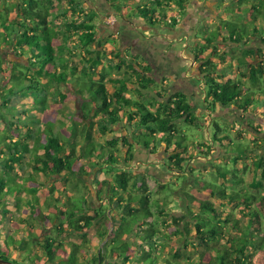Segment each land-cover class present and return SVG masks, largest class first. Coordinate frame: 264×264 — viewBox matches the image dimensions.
I'll return each mask as SVG.
<instances>
[{"label": "trees", "instance_id": "trees-1", "mask_svg": "<svg viewBox=\"0 0 264 264\" xmlns=\"http://www.w3.org/2000/svg\"><path fill=\"white\" fill-rule=\"evenodd\" d=\"M188 1L121 0L120 2L124 4V7L128 6L127 10L130 14L128 13L126 17L141 19L149 26V29L157 31L161 28L175 29L178 17H182L187 9ZM108 2L112 9H115L119 14L122 12L124 7L120 8L118 0H108ZM238 2L241 4L244 0H238ZM56 3L57 0H17L14 6L6 8V12H11L14 9L15 17L12 19H8L7 16L0 17V47L2 44L14 45L13 47L18 51L28 53L29 65L24 67V72L28 70L27 68L32 72V76L28 78L18 69L19 64L10 63L8 80H0V151L4 152L6 149L13 153V161H11L13 163L5 164L0 171V204L5 209L12 205L14 208L11 212L14 217L23 215L19 209L22 205L21 201L19 199L13 201L5 196L8 195L6 193L9 190L5 179L18 178L20 182L22 179L26 180L29 184L28 189L31 191L25 193V189L20 186L17 194L24 196V205L27 207L28 216L26 214L24 217L20 216L19 223L22 222L25 227H28V230H31L32 226L28 219L32 218L35 222L42 223V226L44 222L49 223L56 234L69 230L78 236L84 244L87 242L88 244L89 242L98 243L96 254L91 258L83 256V263H79L78 253L81 245L69 243L70 256L56 258L57 251H61L62 254L66 253L64 244L47 236L38 244L46 257V263L62 264L63 260H68L69 264H112L107 260L110 258L119 264H130V261H135V264H143V258H148L152 260L150 264H193L189 259L182 261L184 256L182 257L177 250H170L173 261L169 258L160 257L159 259L157 257L158 251L165 249V238L172 239L173 237L160 230L159 221L164 224L167 218L168 222L178 227L186 216L170 217L169 214H163V208L159 201L151 198L145 178L138 174L134 175L123 170L117 172L112 178L116 188L112 189L110 182L99 186L102 189L100 192L102 200L109 192L110 196L105 201L107 206L101 204L100 208L95 211L89 210L86 206L88 192L78 198L66 197L65 202H62L63 206L66 205L64 209L60 208L59 203L63 191L53 186L48 190L49 196L47 197L40 192L43 187H47L49 180L78 181L83 184L81 176L93 177L92 181L98 184V176L102 171L110 174L117 171L115 170L116 165L126 164L128 166L131 163L132 150L136 143L141 144L151 154L156 151L157 143H164L168 170L182 175L185 172L184 163L189 161L187 160L189 156L190 159L193 156L187 152L186 137L184 134H179L176 124L179 121L187 125H195L200 122L193 106L182 93H174L165 97L156 92L160 100L152 98L148 102L126 97L124 93L130 91L129 86L135 87L132 93L139 95L141 90L149 88L146 84H152L153 80L146 75L150 72V67L138 65L141 75L137 67H132L125 62L119 53L114 57L117 61L116 68L120 70L124 65H128L126 67L133 72L130 75H134L132 79L129 77L130 75H120L118 78L115 76V78L104 79L105 81L101 80L100 82L85 78L82 83L84 88L80 89L78 84L81 81L73 80L67 76L66 72L57 73L54 61L55 41L58 35H62L63 39L68 40L70 36L74 38L75 35L81 34L91 46L96 45L98 37L92 32L91 24L96 17V13L92 11L87 21L63 22L65 35L56 30L53 20ZM250 12L253 13L250 14ZM225 13L233 19L230 21L224 17L218 21L215 30H202L203 43L195 49H190L192 58L200 63L198 72L199 75H203L206 87L204 103L211 108V110H207L209 113L214 114L216 108L233 107L242 119L248 115L264 118V53L259 55V64H255L257 54L262 50L256 52L254 49L250 51L245 49L244 54H251V57L247 56L245 62V58L234 57L233 51L217 52L218 50L215 48L216 46H226L230 49L236 47L241 50L256 38L264 41V0H258V6L240 5L234 9H226ZM247 13L250 15L249 18ZM236 14L243 16L241 22L244 25L240 21L238 24L234 23ZM239 23L242 25L243 34L229 31L228 27H235ZM250 24H255V26L249 30L248 34L247 30ZM196 45H198L197 42ZM209 46L214 48L210 53L207 51ZM249 59L252 60L251 63ZM98 61L95 60L94 66L98 64ZM3 65L0 56V78L3 76ZM47 67H51L52 70H48ZM44 75H46V80L42 83L39 79ZM135 75L144 76V80L136 78ZM53 82L57 83V86H53L55 93L49 97L46 87L53 85ZM68 84L74 91V96L82 101L79 121L69 114L64 116L60 113L58 116L65 117L64 120L39 124L38 120L28 121L26 119L29 114L25 108L26 105L24 107L23 104L17 106L10 104L14 98L19 97L23 101L31 100L35 106L32 109L36 111L46 110L51 104L62 103L66 97L63 94L64 90L59 91V86H68ZM60 92L62 95H59ZM211 117L212 115H209V118ZM121 118L125 119L126 127L123 128L126 130V135L117 139L109 137L105 143L99 144L91 138L90 133L93 126L98 127V132L101 135L112 134ZM36 124L39 125L38 129L31 132L29 128ZM210 125L212 126V141L218 143L226 153H238L236 157L232 158L234 163L237 160L246 163L243 156L247 154L249 146H244L240 151L241 148H236V143L231 142L229 134L224 131L225 129H222L218 122L212 120ZM14 130L20 134L17 133L16 140L12 141L10 135L7 134L13 133ZM23 134L24 136H22ZM137 138L142 139L141 143ZM30 141L32 145L29 148L28 142ZM196 146L197 149L206 147L204 144ZM125 148L127 149L125 150ZM121 149L125 150L122 154ZM209 150L206 148L205 151L199 153L208 156L209 153L206 151ZM26 152L29 153V158L25 163L22 157ZM13 165L18 167V177L15 175ZM250 165L254 174L261 178L258 180L253 178L250 185L253 189H262L264 158L257 154ZM214 167L217 176L220 177V182L212 180L211 182L198 183L200 190L205 195L216 199L218 204L183 192L188 200L186 209L190 215L191 222L189 223H191L194 232L191 236L190 231L185 228V232L179 231V234L181 233L182 237L184 234H189L188 245L191 248L199 247L215 252L214 256L204 262L205 264H251V259L257 251L264 253L262 244L264 236H262L258 218L260 208L264 210V198L260 195V190L254 195L251 193L242 195L243 193L235 190V187L242 182V178L237 177L236 169L230 170L217 165ZM228 176L232 178L230 182L233 190L231 191H228L226 187L227 181L229 182ZM157 187L158 192L164 193L169 190L167 184L158 183ZM54 191L55 197L53 196ZM257 201L259 202L256 210L251 212L252 203ZM226 204L232 205L234 208L241 207L240 212L244 215L245 221L232 219L229 213L224 215L221 207ZM58 205L60 207H57ZM16 212H18L17 216ZM90 213L93 215H89ZM6 217L7 214L0 216V221ZM108 222L110 225L107 227ZM226 224H229L232 231L238 233L237 236L231 237L227 233ZM252 229L257 233L253 234ZM7 233L3 234V245L7 249L27 250L31 254L32 240L18 241ZM255 236L260 237L259 240ZM10 239L12 243L9 241ZM135 240L136 242H134ZM13 242H19V244L12 245ZM221 242L230 244L231 250L228 248L216 249V245ZM134 243H138L137 246L134 247ZM142 245H147L148 249L144 250ZM130 246L137 248L139 253L132 260ZM147 251H152L153 254L150 255ZM202 254L200 252L199 264L203 263ZM34 257L37 258V256Z\"/></svg>", "mask_w": 264, "mask_h": 264}, {"label": "rangeland", "instance_id": "rangeland-1", "mask_svg": "<svg viewBox=\"0 0 264 264\" xmlns=\"http://www.w3.org/2000/svg\"><path fill=\"white\" fill-rule=\"evenodd\" d=\"M119 1L120 8L124 7V4ZM17 0H0V17L7 16L8 19H12L16 15V11L12 9L11 12H6V8L10 6H14L16 4ZM188 10L185 11L184 14H187L185 17L184 14L182 16L183 23L181 26H176V29H181L183 31H188L187 40L184 42L181 41H175L173 43V47H171L169 53L170 57H175L176 54L182 52L183 54L189 56V66L191 68V72L194 78H197L196 80L203 81V75H199L198 73V66L200 63L195 61L192 56L189 54V49L201 45L203 43L202 39L203 35H201V31H213L215 30L216 25L218 24V21L222 18H226L228 20H232L229 15H227L226 9H234L236 7L241 6H249L252 7L253 5L258 6V0H244L241 4L238 2V0H189L187 3ZM263 6V4H261ZM128 7V6H127ZM127 7L125 6L122 9V12L119 14L115 9H112L110 7V4L108 0H57L55 10L53 13V20L55 29L66 34L63 22H71V21H87L88 17L92 12L96 13V17L93 19V22L91 24L93 28V33L98 37V41L96 45L91 46L87 43L84 36L81 34L70 36L68 40L63 39L62 35L57 36V40L55 41V70L57 73L66 72L68 77L73 78V80H78L80 83L79 88L83 89L84 86L82 85L83 80L85 78L96 80L100 82L104 79H112L115 78L113 75L120 71L116 68L117 61L114 58L117 53L121 54V57L125 62H127L132 67H137L138 72H140V69L138 68V65L148 66L150 69H152V72H149L148 77L153 80L152 84H146L149 86V88L152 89H144L141 90V94L132 93V96H136L140 101L148 102L152 98H156L160 100V97L156 95V92L159 94H163L165 97H168L174 93H184L187 97L190 98V104L193 106L195 114L200 119V122L195 125H187L181 121L177 122L176 126L178 128L179 134H184L186 137L185 143L187 147V152L193 156L189 161H186L184 163L185 172L180 175L177 173H174L172 171H167L165 168L161 167L159 169H149V164L142 165L141 160L136 163L131 161V163L126 166V164H120L116 165L115 170L113 173L106 174L103 171L98 176V184L92 181L91 178L93 177H81L80 179L83 180V184L78 181H72L68 182L67 180L60 181H51L49 180L47 182V187L42 188L40 192L44 194V196L48 195V190L54 186V188L59 189L63 191L62 199L59 202L60 205L57 207L65 208L66 205L62 202H65L66 197L73 198V197H79L85 193L88 192L87 197V207L89 210L95 211L98 208H100L101 204L107 206L106 204V198L110 196V192L107 193L103 197V200L101 199V193L102 189L99 188L102 184L105 185V182L111 183V188H116L114 185L115 183L112 182V178H114L115 174L120 171H128L131 174H138L145 178V184L147 185V188L149 189V194L153 200L159 201L160 206L163 208V214H169L170 217H180V216H186V218L181 222V224L177 227L174 226L171 222H168V219H165V223L162 224L159 221V228L162 232H164L167 235L173 236L172 239H166L164 240V251L159 250L157 257L161 258H169V260L173 261L172 251L177 250L182 257L184 256V259L182 261H186V259L191 260L193 264H199L200 259L199 255L200 252L202 254V264H205V259H210L212 256L215 255V252H204L202 251V248L197 247V249L191 248L188 244L190 242L189 234H184V236H181L180 232H185V228H187L191 236L193 234V229L191 226V219L190 215L187 212L186 209V198L184 196L183 192H188L190 195L199 198V199H207L212 202H216V199H213L209 197V195H205L200 190V184L198 182H211L212 180L220 182V177L216 174V169L214 166H223L224 168L234 170H238L239 176L242 178V182L240 185L235 187V190L238 192L243 193L242 195H246L249 192L254 194H257L258 190L260 192L264 191V182L262 189H253L250 185L253 178L261 179L260 176H256L257 174H254L253 169L250 165V162H252L253 159L257 157V154L259 156H262L264 158V118L248 115L245 118H241L239 114L235 111L233 107H229L228 109H225L222 111L220 108H216L215 111L217 113H209L207 110L211 108L207 107V105L204 103V97L202 98H194L192 95L200 96L205 94L206 87L201 82V86L198 88L197 91L186 92V89H182L177 87L171 80H169L167 77L166 71L164 70L166 65H160L157 68L155 65L157 60H153L150 55H147L145 52L141 53L140 45L137 43L135 46H133L132 40L129 39V36L127 34H131L132 31L139 32L141 30V26L137 24L136 22L132 21L130 24H126L127 26L122 28L121 32V25L125 22H128L126 19L127 14L129 13L127 10ZM126 8V9H125ZM176 10V8H175ZM92 11V12H91ZM124 12V13H123ZM219 13V14H218ZM253 12H250L252 14ZM255 13V12H254ZM7 14V15H6ZM130 14V13H129ZM121 15V16H120ZM227 15V16H226ZM249 13H247V17L249 18ZM243 16H240L236 14L234 18V23L238 24V21L241 22L243 19ZM111 20V22L109 21ZM110 22V23H109ZM236 25L235 27H228L229 31H232L234 33H241L243 34L242 25L240 24ZM125 25V24H124ZM255 24L248 25V34L250 33V29H253ZM139 30V31H138ZM171 29H164L163 33L166 34V32L170 31ZM146 31V32H145ZM174 31V30H173ZM260 31V30H259ZM121 32V33H120ZM156 29H149L142 31L140 33V38H152L154 34L156 33ZM262 33V32H261ZM150 35H153L152 37H149ZM170 35H173L170 33ZM172 39V38H170ZM147 40V39H146ZM64 41V42H63ZM197 42L198 45L195 46V43ZM99 46H98V45ZM172 44V43H171ZM14 46V45H13ZM12 45H5L2 44L0 47V56L3 60V76L0 78L1 81L8 80V68L10 67V63H16L19 64L18 69L23 72L26 77L32 76V72L27 68L26 72H24V67H27L29 65V54L28 53H22L18 51L17 48H14ZM217 52L222 51H233L234 57H239L241 59H244L245 62L247 60V56L249 55L251 57V54H244V50L248 49L249 51L251 49H254L256 52H259V50H262L261 53L257 54V57L255 59V64H259V55L264 53V41H262L259 38H256L255 41L248 43L243 49H237L236 47L234 49H230L229 47H221L216 46L215 47ZM214 48L212 46H209L207 51L210 53ZM187 51V52H186ZM127 56V58H126ZM99 60L98 64L94 66L95 60ZM250 63H251V59ZM126 63V64H127ZM23 65V67H21ZM168 65V64H167ZM175 65H177L175 61ZM124 65L122 67L121 72L126 73L127 76H129L131 73V70H129ZM75 68V70H74ZM48 70H52L51 67H47ZM128 69V70H127ZM54 70V69H53ZM128 72V73H127ZM196 72H198L196 74ZM56 73V74H57ZM112 75V76H111ZM46 75H44L41 79H39L40 82L43 83V81L46 80ZM119 75H116L118 78ZM110 77V78H109ZM131 79L134 77V75L129 76ZM136 78L143 79L144 76L139 77L138 75H135ZM45 78V79H44ZM48 78V77H47ZM105 81V80H104ZM197 81V82H198ZM46 85V84H45ZM160 87H159V86ZM57 86V83L53 82V85L49 86L47 85L46 89L48 90L47 94L48 96L52 97L54 92V87ZM170 86V87H169ZM59 91H63L65 93V99L64 106L65 108H59V111L64 112L63 115L69 114L72 116L75 120H80L79 116L81 114V103L82 101L74 96V91L69 86H59ZM64 87V88H63ZM135 88V87H132ZM137 88V87H136ZM192 89V88H191ZM155 90V91H153ZM85 93V92H84ZM59 95H62V92L59 93ZM86 95V94H85ZM188 98V99H189ZM194 99H196L194 101ZM199 100V101H198ZM203 100V101H202ZM23 102V99L17 97L14 98L10 104L14 105L17 104L16 102ZM198 101V102H197ZM8 110V109H5ZM53 110H56L53 106ZM209 115H212L211 118H209ZM214 115V116H213ZM214 117H219L215 118ZM62 118V120H64ZM210 120V121H209ZM212 120L218 122L220 126H222V129H225L224 131L229 134L231 142L236 143V148L242 151L244 146H249L247 148V154L243 156V158L246 159V163H243L241 160H237L235 163L233 161V157L237 156V153L230 154L225 153L223 151L220 152V149L218 144L212 141V126L210 125V122ZM208 121V122H207ZM202 122V123H201ZM38 124L33 125L32 128H29L31 132H35L38 129ZM121 125L117 124L114 128L115 134L119 136ZM126 127V125H125ZM37 128V129H36ZM118 132V133H117ZM17 131H13L12 136L10 137L12 141L16 140ZM20 134V133H18ZM35 134V133H34ZM9 135V134H7ZM21 136V135H20ZM24 136V134L22 135ZM90 136L97 144L99 143H105V141L109 138L110 134L101 135L98 132V127L93 126ZM243 138V140H238ZM138 141H142L141 138H137ZM136 139V141H137ZM246 139V140H245ZM11 141V142H12ZM28 141V140H27ZM26 141V142H27ZM31 142V141H30ZM246 142V145H244ZM29 143V142H28ZM27 143V144H28ZM141 143V142H140ZM159 144V143H157ZM197 144H204L207 148H209V151H206L209 153L208 156H204L203 154H200V151H205L204 148L197 149ZM257 146V147H253ZM28 147L30 148L31 145L28 144ZM197 147V148H196ZM235 150V148H233ZM121 149V154H122ZM160 152V153H159ZM143 150H139L137 153V158L144 160L143 157ZM153 153V152H152ZM17 154V153H16ZM15 154V156H16ZM13 153H10L8 150L4 149V152L0 151V171H2V167L5 164H11L13 162ZM24 162L26 163L29 158V153L26 152L23 157ZM155 159H160L162 161L165 159L167 160L165 150L163 148L159 147L157 145L156 151L153 153V162ZM10 160V162H9ZM152 161V160H151ZM86 162V161H85ZM156 163V162H154ZM86 164V163H85ZM17 168V166L15 167ZM14 168V169H15ZM8 172V170H6ZM261 171V170H260ZM19 170H15V175L18 177ZM22 173V172H21ZM20 173V174H21ZM24 173V172H23ZM168 173V174H166ZM229 182L227 181L226 187L228 188V191L233 190L231 186V176H228ZM8 183L9 190H7L9 199H12L15 201L16 199H19L21 201V206L19 207L20 213L23 214L20 215L21 217H24V214L28 216V213L26 212L27 207L24 205V196L22 194H17L18 187H22L25 189V193L28 191H31L28 189V181H22L19 182L17 179L11 178V179H5ZM158 183L167 184L168 191L167 192H158L159 189L157 187ZM234 184V183H233ZM111 190V189H110ZM55 191H54V197H55ZM102 200V201H101ZM63 206V207H62ZM13 206H9L6 209L3 208V205L0 204V216H3L4 214H12ZM53 208V207H52ZM8 210V211H6ZM18 213V212H17ZM89 215H93V213H90ZM11 216V215H10ZM20 216L14 217L15 222H13L11 219H4L3 223V233H6L7 231L10 232L9 235H11L14 239H21L20 241L24 242V240H32V246H31V254L27 252V250H24L22 254H18L15 252V250H10V254L6 253V256L14 263V264H50L46 263V257L41 250V248L38 246L39 243H41L45 237L50 236L52 238L57 239L59 242L64 244V248L66 250V253H61V251H57L56 258H60L61 256H70V251L68 247L69 243L81 245L79 248L78 253V259L79 263H83V256H86L88 258L93 257V255L96 254V248L98 246L97 242H88L83 243L81 239L78 238L75 234L71 233L69 230H66L63 233L56 234L53 231V227L47 223L44 222L43 226L42 223L35 222L32 218L28 219L29 223H31L32 229L28 230V227H25L24 224L21 222L19 223ZM12 218V217H9ZM162 219V218H161ZM241 221H245L244 216L241 215L240 217ZM21 221V220H20ZM18 225H20V229H18ZM26 225V224H25ZM109 222L107 223V227L109 226ZM226 226H229V224H226ZM7 228V229H6ZM10 230V231H9ZM12 230V231H11ZM206 230H209L206 228ZM260 230L262 233V236H264V219L260 220ZM2 231H0V238H3ZM173 234V235H172ZM131 236V235H130ZM257 240H259L260 237L255 236ZM130 238V237H129ZM128 238V239H129ZM174 238H178L175 240ZM11 243V239L9 240ZM136 242V240L134 241ZM19 242H13L12 245H18ZM138 243H134V247L137 246ZM263 247L264 243L262 241ZM144 246V250H147V245ZM13 247V246H12ZM133 246L129 247L130 254L132 255L130 258L131 260L137 255L138 249L134 248ZM172 250V251H170ZM146 252V251H143ZM148 254L152 255V251H147ZM146 254V253H145ZM5 255V254H3ZM34 256H37L34 257ZM109 262L112 264H119L117 261H113L110 258H107ZM251 264H264V253H259L257 251L255 255H253L251 259ZM152 260L148 258H143L142 262L143 264H150ZM62 264H69L68 260H63L61 262ZM53 264V263H51ZM56 264V263H54ZM58 264V263H57ZM130 264H135V261H130Z\"/></svg>", "mask_w": 264, "mask_h": 264}, {"label": "crops", "instance_id": "crops-1", "mask_svg": "<svg viewBox=\"0 0 264 264\" xmlns=\"http://www.w3.org/2000/svg\"><path fill=\"white\" fill-rule=\"evenodd\" d=\"M146 5V4H145ZM111 7V6H110ZM186 10H188V8L186 9ZM187 14H184V16L183 17H185ZM126 19L128 20V22H125L124 21V24L123 25H121L122 27H121V32H123L122 31V28L123 27H125V26H127L128 24H130V23H132V21H134V22H136L137 24H139L140 26H141V30L139 31V32H135V31H132L131 32V34H127V36H129V39L130 40H132L131 42H133V46H135L137 43H139V45H140V49H141V53H143V52H145L147 55H150L151 57H152V59L153 60H157L158 62H156L155 63V65L157 66V68H161V67H158V66H160V65H166L167 67H165V71H166V73L167 74H169V75H167L168 77V79L169 80H171L172 82H173V84H175L177 87H179V88H182V89H186V92L188 91V92H192L193 90L194 91H197L198 90V88L201 86V82L203 83V81H198V80H196L197 78H194L193 77V75H192V72H191V68H190V66H189V64H190V62H189V56H188V53H186L187 55H185V53L183 54L182 52H180V53H178V54H176L175 55V57H170L169 55H167L168 53H169V51H170V49H171V47H173V43H175V41L177 42V41H181L182 42V40L185 42L186 40H187V36L189 35L188 34V31L186 32V31H183V30H181V29H172V30H170L169 32L167 31L166 32V34H164L163 33V31H164V29L163 30H161V31H157L155 34H154V36L153 35H150L149 37H152V38H140L139 36H140V33L142 32V31H144V30H149V26L143 21V20H141V19H138V18H135V17H126ZM110 22H111V20H109ZM177 21H178V23H177V26H178V28H179V26H181L182 25V23H183V18L182 17H178V19H177ZM109 22V23H110ZM127 24V25H126ZM174 30V31H173ZM120 32V33H121ZM146 32V31H145ZM170 33L171 34H173V35H170ZM141 34H143V33H141ZM170 38H172V39H170ZM147 39V40H146ZM255 41V40H254ZM172 43V44H171ZM142 46H144V49H142ZM191 49V48H190ZM189 49V54H190V50ZM187 52V51H186ZM126 58H127V56H126ZM128 59V58H127ZM175 61H176V63H177V65H175ZM168 64V65H167ZM121 70L122 69H120V71H118V72H116L113 76L115 77L116 75H125L126 76V73H124V70H123V73L121 72ZM150 72H152V69H150ZM131 74H133V72H130ZM198 72H196V74H197ZM139 74H141L142 75V73H140L139 72ZM138 74V75H139ZM148 74V73H147ZM199 74V73H198ZM112 76V75H111ZM198 81V82H197ZM107 85V84H106ZM109 88H110V86L109 85H107ZM159 86V85H158ZM130 87V91L128 92H126V93H124V95L126 96V97H130V98H132V99H136V100H139L136 96H132L131 94H132V90L134 89V88H132V86H129ZM160 87V86H159ZM170 87V86H169ZM192 88V89H191ZM111 89V88H110ZM206 92V91H205ZM184 96H186L184 93H182ZM189 96H191L190 94H188ZM189 96L187 97L186 96V98L188 99L189 98ZM194 98H202V97H204L205 98V94H203V95H200V96H197L196 95V92H195V95H192ZM196 99H194V101H195ZM188 101H189V103H190V98L188 99ZM199 101V100H198ZM197 101V102H198ZM203 101V100H202ZM17 104H14L15 106H17V105H22L23 104V106L24 105H26V107L25 108H27L26 110L29 112V114L27 115V120L29 121V120H31V121H39V124H44V123H46L47 121H50V122H53V123H56L57 121L56 120H62L61 118L62 117H59L58 115L61 113V114H63L64 112H61V111H59V108L61 109V108H63V106H64V101H62V103L61 102H57V103H55L54 105H49V107L45 110H43V111H39V110H35V109H32L33 108V104H32V102H31V100H29V101H23V102H16ZM53 106H54V108L56 109V110H53ZM35 107V106H34ZM226 109H228V108H226ZM222 111H224L225 109H221ZM215 113H217V111L215 112ZM120 115L122 116V113H120ZM257 117V116H256ZM258 117H260V118H262V116H258ZM119 125H121L122 127H121V129H120V134H119V136L117 135V134H115V132L113 131V133L112 134H110V136L109 137H113V138H115V139H117V138H120V137H122V136H124V135H126V130L123 128V127H125V119L124 118H121L120 119V123H119ZM33 127V126H32ZM31 127V128H32ZM57 128V127H56ZM1 131V130H0ZM64 132V131H63ZM1 133V132H0ZM10 133V132H9ZM118 133V132H117ZM1 135V134H0ZM10 135V137L12 136V134L10 133L9 134ZM241 140H243V138H241V139H239L238 140V142L239 141H241ZM246 140V139H245ZM216 143V142H215ZM29 144L30 145H32V142H29ZM216 144H218V143H216ZM157 145H159V147H161V148H163V150H164V147H165V144L164 143H159V144H157ZM244 145H246V142H245V144ZM218 146H219V144H218ZM0 148H1V146H0ZM202 148H204L205 150H206V148L207 147H202ZM219 148H221L220 146H219ZM127 148H125V150H126ZM143 150V157L145 158L144 160H142V159H138L136 156H137V153L139 152V150ZM123 150V149H122ZM124 150V151H125ZM201 150V149H200ZM123 151V152H124ZM133 159H132V161L133 162H136V163H138L140 160H141V164L142 165H145V164H149L150 166H149V169H159V168H161V167H163V168H165L167 171H170V170H168V166H167V161H165V159H163L162 161H160V159H155L154 160V162H156V163H154L153 162V153L151 154L148 150H146L141 144H134V146H133ZM224 151V149L223 148H221L220 149V152L222 153ZM160 153V152H159ZM226 153V152H225ZM235 153V152H234ZM235 155H236V153H235ZM237 155H238V153H237ZM166 157H167V155H166ZM236 157V156H235ZM152 160V161H151ZM14 167H13V170L15 171V170H17L18 169V167L17 168H15L16 167V165H13ZM15 168V169H14ZM235 169H237V168H235ZM237 177H239V178H241V176H239V174H238V170H237ZM166 174H168V173H166ZM6 177H7V175H5ZM229 178V177H228ZM19 182H20V180L18 179V178H16ZM249 193H251V192H249ZM251 194H253L254 195V192L253 193H251ZM260 195L261 196H263V198H264V191H262V192H260ZM102 201V200H101ZM258 202L259 201H257L256 203H252V211L251 212H254L255 210H256V208H257V206H258ZM187 203V202H186ZM215 204H218L217 203V201L216 202H214ZM263 203H264V200H263ZM221 209L223 210V214L224 215H226L227 213H229V214H231V218L232 219H240V217H241V215L242 216H244L240 211H241V207H239V208H234V207H232V205H228V204H226V205H224V207H221ZM262 208H260V213H259V216H258V218H259V220H261V219H264V210H261ZM11 215V216H10ZM18 215H20V214H18ZM16 216H17V212H16ZM23 216V215H22ZM7 217H8V219H11L13 222H15V219H13L14 218V216H13V214H7ZM9 217H12V218H9ZM245 218V217H244ZM6 219V218H5ZM3 223H4V219H1V221H0V231H2L3 230ZM20 226V225H19ZM228 227V228H227ZM7 229V228H6ZM225 230H227V233H229L230 234V236L231 237H234V236H237V232H235V231H232V229L231 228H229V226H226V228H225ZM10 231V230H9ZM12 231V230H11ZM8 232V231H7ZM251 232L253 233V234H256L257 233V231H255V230H251ZM2 234H5V233H3V231H2ZM8 235L10 234V232H8L7 233ZM3 238H0V251H1V253L2 252H5V253H9L10 252V250H15V248L14 249H7L4 245H3ZM16 240H18L19 241V239L17 238ZM21 240V239H20ZM25 241H29V240H25ZM230 244H226V243H223V242H221V243H219V244H217L216 245V249H218V250H221V249H226V248H228L229 250H231L230 249V246H229ZM250 250V249H249ZM202 251H204V252H209L210 250H204V248H202ZM15 252H17L19 255L20 254H22V252L23 251H17V250H15ZM11 253V252H10ZM9 253V254H10ZM259 253H261V252H259ZM216 256H217V254H216ZM67 257V255L65 256V258ZM79 260H80V258H79ZM208 260V258L207 259H205V261H207ZM82 262V261H81Z\"/></svg>", "mask_w": 264, "mask_h": 264}, {"label": "flooded vegetation", "instance_id": "flooded-vegetation-1", "mask_svg": "<svg viewBox=\"0 0 264 264\" xmlns=\"http://www.w3.org/2000/svg\"><path fill=\"white\" fill-rule=\"evenodd\" d=\"M164 28H161V29H158L157 31H161V30H163ZM166 30V29H165ZM172 30V29H171ZM142 49H144V46H142ZM144 54V53H143ZM3 254H5V255H3ZM0 259L1 260H4V261H6V262H8V263H10V264H14L7 256H6V253L5 252H2V253H0Z\"/></svg>", "mask_w": 264, "mask_h": 264}, {"label": "water", "instance_id": "water-1", "mask_svg": "<svg viewBox=\"0 0 264 264\" xmlns=\"http://www.w3.org/2000/svg\"><path fill=\"white\" fill-rule=\"evenodd\" d=\"M0 264H10V263L0 259Z\"/></svg>", "mask_w": 264, "mask_h": 264}]
</instances>
